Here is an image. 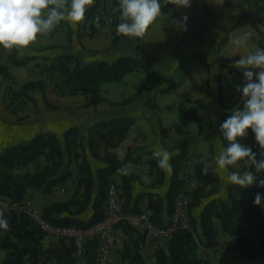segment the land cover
Returning <instances> with one entry per match:
<instances>
[{"label": "trees", "instance_id": "1", "mask_svg": "<svg viewBox=\"0 0 264 264\" xmlns=\"http://www.w3.org/2000/svg\"><path fill=\"white\" fill-rule=\"evenodd\" d=\"M100 0H96L89 7L85 19H92ZM162 11L168 16L179 20V13L172 4L164 5L161 0ZM114 8H118V0ZM264 12V4L255 2V16ZM252 25L262 37V31L255 20ZM228 35L220 40L225 42ZM115 39V38H114ZM261 39V38H260ZM115 42V40L113 41ZM260 49H264V43L260 40ZM194 56V55H193ZM36 56L25 58L11 57L10 62L15 65H26ZM44 60L36 64L42 72H46L53 90L59 94H79L97 91L101 84L122 80L125 75L135 71H143L145 77L138 91L119 103H129L141 94L148 85L152 70L142 59L133 54H122L114 60L96 59L84 63L74 53L64 52L54 57H42ZM222 59H227L225 56ZM240 58H236L239 60ZM226 67L221 65V69ZM230 73H241L237 67H226ZM8 69L0 65V76L7 75ZM49 83L43 79H30L22 83L21 88L13 91L11 99L18 97L31 98L34 93L45 94ZM222 81L219 80L218 96L222 106L228 108L223 101L221 90ZM177 86L173 78L168 80L167 86L161 87L160 92H170ZM98 100V99H97ZM237 109H243L244 99L242 92H238L233 102ZM233 111L225 110L221 115L219 134L227 146L220 131L221 124ZM181 120L194 119L199 130H203V124L196 110L180 111ZM136 119L130 116H115L108 119H97L89 126L88 135H82L80 127L74 125L68 127L63 133V139L51 130L41 129L26 139L9 143L0 151V195H3L21 206L31 188H37L43 193H49L51 189L63 184L76 175V190L74 195L64 201H57L44 205L42 216L53 223L73 224L77 226H89L105 215V202L108 186L114 180L113 175L123 163L138 160L132 157L133 147H129L123 160L113 151L124 140L126 134ZM162 137L167 136L168 127L160 123ZM245 146L251 147L257 160H264V149H260L255 141V135L248 130L245 138L239 141ZM179 152L172 156L171 183L168 187L166 198L154 192H147V210L150 218L158 225L170 223L174 213L175 198L183 186L181 177V165L188 155L189 143L181 138L177 141ZM104 148L102 158L107 162L105 167L97 170L99 189L93 197L94 174L88 159V153L98 157V150ZM39 165L33 170L29 165ZM208 165V172L204 174V164ZM152 168H156L158 177L156 185L164 182L165 171L158 167L155 159L150 160ZM242 170L255 172L254 166L240 162ZM196 173L200 185L192 193L189 204L190 227L180 228L174 231L172 237L164 247L155 249V264H213L208 259L198 254L200 247L214 249L221 246L217 264H264V188L259 187V182L248 188H241L230 183L226 186L225 195L216 192L219 186V175L209 164V158L199 159L196 162ZM260 179H264V172L255 173ZM132 175H125L121 184V199L123 208L128 212L140 211L137 196L131 204V180ZM262 197L261 205L254 204L255 195ZM123 196V197H122ZM92 206V213L87 219L78 217V214ZM202 205L199 216L194 215V209ZM4 216L9 222L7 230L0 229V250L4 251L1 264H77V256L72 242L66 239H58L45 244L47 234L33 219L28 209L24 207L3 210ZM117 229L123 232V248L121 250L125 264H147L142 248L146 234L130 223L123 221L117 225ZM220 231L228 235L221 242L218 238ZM96 240L87 243L82 264H95Z\"/></svg>", "mask_w": 264, "mask_h": 264}, {"label": "crops", "instance_id": "2", "mask_svg": "<svg viewBox=\"0 0 264 264\" xmlns=\"http://www.w3.org/2000/svg\"><path fill=\"white\" fill-rule=\"evenodd\" d=\"M95 1L96 0H94V2ZM204 1L207 7L213 10L221 8L227 2V0ZM177 10L179 13V20H181L182 17L185 16V8H177ZM263 13L264 12H262L260 17L264 22ZM168 17L170 19L166 25V29L168 30V32H171V38L165 43V46L160 47L158 50H152L151 48L147 47L145 42L146 34L150 31V29L153 28V25L149 27L147 33L143 38H139V48L141 49L143 55H145L149 60L152 58H157L158 61L153 62L152 64L151 62H147L144 60V62L148 64L153 70V76L151 78V81L146 86L145 90L141 94H139L133 101L129 103H119L126 100L135 92L115 94V87H111L112 85L108 84L120 83L119 85H123V87H125L126 75L120 81L105 82L101 84L97 91L79 94H59L55 97L56 104L61 107L62 112L60 113L61 115L58 114L60 125H58L54 129L52 128L51 130L56 132L62 140H64V131L70 126L76 125L80 127L81 134L87 136L89 132V126L97 119H108L115 116H130L136 119L135 123L131 126L130 130L126 134L124 140L119 144L118 147L114 148L113 151L118 154L120 160H123L128 153L129 147H133L134 150H132L131 156L139 157V159L123 163L119 170L113 175V181L117 184L119 191L122 194L123 191L120 186L123 182V177L125 175L133 176L131 180V204H133L137 196H141V198H139L138 200L140 211H148V200L145 196L147 192L158 193L165 199L168 187L171 183L172 171L171 173L165 171L163 184L156 185L158 173L156 168H152L150 164V160L154 159L152 157V152L157 148L165 149L171 154V157L179 152L177 142L176 145L172 143V145L168 147V145L172 142V140L170 141V139L169 141H167V139L165 138L164 140L166 141V143H164L161 139L159 143L154 142L155 136L157 138L161 136L160 123L165 127L171 128L169 130V133L173 137V139H175L176 137H180L179 139L184 138L188 141L189 151L187 156L196 152L197 155L198 153L201 154L203 158L207 156V158L211 157V141L206 139L200 133L199 126L194 119L181 120L179 118V112L181 110H196L203 126L205 127H208L211 121H215L217 124L216 139H222L219 134V125L221 122V115L223 113V110L219 109L217 102L216 104H213L214 98L210 97V84L213 76L212 67L210 66V64H208V61L204 62L202 58H198L196 60L193 59L192 61L180 64L178 59L182 55V52H180L177 57H174L172 55L169 57L167 56L171 54L172 50L175 47L183 43V37H185V30L173 23V20L178 19L172 18L171 16ZM249 32L252 33L251 29H249ZM116 34V26H114L113 28H111L110 26L105 27V25L103 26L92 23V21L89 19H84V21L76 25H73L67 21H62L54 31L38 37L37 41L33 43L28 49L5 50L0 47V65H4L8 69V74L1 75V77L16 76L15 78H19L23 82L30 79H40L41 77L34 78L28 76L27 72L31 71L33 67L32 65H30V62L35 60L36 58H41L42 60H44L42 58L44 56L54 57L64 52L77 54L84 63H88L96 59L114 60L122 54H133L125 52V50L122 49L123 46L120 43H117L116 41L113 42L115 40L114 36ZM96 51H104L108 54L106 53L103 56L94 57L93 55ZM12 56H15L17 58L36 56V58L30 60L28 64L20 66L12 64L10 62ZM39 61L40 60L36 61V63ZM217 65L218 73L216 75V83L219 84V69L221 68V66L219 64ZM175 68H180V72L184 74L183 79L179 78V80H176L175 78H173V69ZM39 72H42L40 68ZM158 78L159 82L157 83L156 80ZM170 78H173L175 80L177 86L170 92L162 93L160 92V90L157 91V89H159L158 84L165 85L166 81H168ZM143 80L144 78L142 79V81ZM142 81H140L141 85L143 83ZM197 83L198 85H196ZM101 93L102 95H99ZM153 95L155 96L152 97ZM165 95H177L176 105L178 107V113L176 115V118L170 125L166 124L164 116L160 113L159 110L160 99ZM4 100V90L0 89V117L3 119L1 121L6 125V121L4 120H13L14 115H12V113H10L11 115L9 114V110L5 107ZM101 111L102 113H100ZM155 115L158 119V128L155 130V134H153V131L151 129L152 127L149 125L150 120H148V116ZM80 116L81 118L88 119L87 122H81L79 118ZM11 141L12 140L9 139L4 144V146ZM4 146H2V148ZM104 151V148L101 147L98 150V157H95L91 153H88V159L92 166L95 180L93 186V197L97 195L99 189V178L97 170L98 168L105 167L107 165V162L102 158V156L104 155ZM145 157H147V159H145ZM199 159L202 158L197 157V160ZM31 164L29 165V167L31 166ZM40 166L41 165H39V167ZM75 181L76 175H74L67 182L53 187L51 191L46 194L41 192L37 188H31L29 189L25 200L30 199L29 204H32L38 209H42L44 205L51 204L53 202L67 200L71 198L75 193ZM91 213L92 206L90 205L86 210L78 214V217L87 219L91 215ZM123 235V232L120 229H117V242L112 256L111 264H125V260L123 259L121 253V250L123 248ZM57 240L58 239H56L54 236L47 235L45 237V244L49 245L51 242ZM155 248L156 244L148 235H146V239L142 248V252L144 253L145 257L147 258V253H154ZM152 258L153 256L150 257V259ZM83 261L84 259L82 258L79 264H82Z\"/></svg>", "mask_w": 264, "mask_h": 264}, {"label": "rangeland", "instance_id": "3", "mask_svg": "<svg viewBox=\"0 0 264 264\" xmlns=\"http://www.w3.org/2000/svg\"><path fill=\"white\" fill-rule=\"evenodd\" d=\"M115 1L113 0V5H115ZM259 1V0H258ZM164 2V0H163ZM255 2L256 0H227V2L219 9L213 10L205 4L204 0H191V6L185 8V15L188 17L186 21L187 28L185 30V37H183V43L175 47L171 54L167 55L177 57L180 52L182 55L178 59L180 64H184L186 62L192 61L193 59H203L204 62L208 61L210 66L212 67V81L210 84V97H213V104L218 103L220 110H231L237 109V105H234L233 102L237 97L238 91L236 90L239 86L240 88L243 87L245 83V77L243 75V69L241 73H230L227 71L228 66L235 67L234 62L236 58H241L240 56L247 55L256 49H260L259 43L260 40L264 43V22L261 20L260 14L259 19L255 16ZM259 2L264 3V0H260ZM116 15V22L110 25L111 28L116 26L120 22V13L117 9H115ZM264 14V13H263ZM169 17L167 19L158 18L156 22L153 24V28L146 34V45L147 47L151 48L152 50H158L160 47L165 46V43L169 41L171 38V32H168L166 29V25L169 22ZM252 20H255L256 23L259 25L262 31L261 34L255 30L252 25ZM109 27V26H105ZM249 29H251L252 33L248 40L247 47H237L234 44V40L245 33H250ZM227 38L225 42L220 44V40L225 37ZM115 41L120 43L123 47L122 49L125 52L133 53L135 56L139 57L140 59L151 62H157V58L148 59L145 55H143L141 49L139 48V38H128L121 35H115ZM261 38V39H260ZM183 50V51H181ZM94 57L96 56H103L107 52L104 51H96L94 52ZM103 53V54H102ZM108 54V53H107ZM194 55V56H193ZM225 56L227 59H222L221 57ZM38 57V56H37ZM33 60V59H32ZM44 61L41 58H36L35 60L30 62L32 65L31 71H28V76L34 78H45V80L49 83V77L46 72H39V65H36V61ZM160 60V59H159ZM225 64L226 67L224 69H219L220 76L219 80L222 81L221 90L223 94V101L228 108L222 106L221 101L218 96V86L219 84L216 83L217 78L216 75L218 73V65ZM148 65V64H147ZM149 66V65H148ZM150 67V66H149ZM151 68V67H150ZM152 70V69H151ZM173 78L176 80L183 79L184 74L180 72V68L173 69ZM233 74V75H232ZM231 75V76H229ZM153 76V70L151 73V78ZM228 76V77H227ZM16 76H0V89L4 90V97H5V107L9 110V114L12 113L13 120H4L6 121V125L1 121L3 120L0 117V151L2 150V146L11 139L12 142L18 141L20 139H26L32 136L37 130L42 128L51 130L52 128H56L59 124L58 114L62 112L61 107L56 104L55 97L59 95V93L53 91V87L49 84L45 94L40 92L34 93L31 98L28 97H18V103L16 105L13 104V100L11 99V94L13 91H17L21 88V83L23 82L21 79L15 78ZM145 77V73L143 71H135L128 73L126 75V86L119 85L120 83H108L111 84V87H115V94H123L125 92H136L141 87L140 81ZM163 77V76H162ZM226 77V78H225ZM150 78V81H151ZM225 78V79H224ZM149 81V82H150ZM225 81V83H224ZM143 82V81H142ZM159 82V78L156 80ZM168 81L166 84H158L160 90L161 86H167ZM195 84V82H194ZM198 85V83L196 84ZM121 88V91H120ZM192 88V87H189ZM99 95H102L99 94ZM153 95L152 97H154ZM177 95L173 96H163L159 102V110L160 113L164 116L167 125H170L173 120L176 118L178 113V107L176 105ZM153 100V99H152ZM215 107V106H214ZM102 113V111L100 112ZM11 115V114H10ZM148 120H150L149 125L152 127L153 134H155V130L158 128V119L157 116H148ZM81 122L86 123L88 119L79 117ZM203 130L200 133L209 141H211V157H209V164L215 170V172L219 175V186L217 190L218 195H225L226 193V186L228 184L227 175L232 171H239L243 173L240 162L235 166H229L228 171L225 172L216 165L215 160L218 156L219 152L222 148L226 147L223 140H217L216 133H217V124L215 121H211L208 127L203 126ZM171 128H168L167 136L161 138H157L155 136L154 142L159 143L160 139L163 140L164 143L166 141L172 140V142L168 145H176V142L180 138H175L170 135ZM52 131V130H51ZM8 134V135H7ZM9 138V139H8ZM163 138V139H162ZM169 143V142H168ZM9 142L6 144L8 145ZM5 145V146H6ZM4 146V147H5ZM190 157L194 159L196 162L197 157L203 156L201 154L194 152L191 155L187 156L186 159ZM196 157V158H195ZM186 159L182 162L181 165V176L185 170V162ZM38 164H31L30 168L34 169ZM261 180L257 177L256 182ZM200 185V184H199ZM195 191V190H194ZM192 196V195H191ZM192 198V197H191ZM30 199H27L29 201ZM27 207H33L32 204H27ZM202 205L196 207L194 209V215L199 216L201 211ZM38 209V208H36ZM42 212V209H38ZM128 212V211H127ZM51 236V235H48ZM56 238V237H55ZM218 238L221 242L228 238V235L225 234L223 231H220L218 234ZM58 239V238H56ZM166 243L159 244L156 246L155 249L160 247H164ZM221 251V246H218L214 249H204L200 247L198 249V254L202 258L208 259L211 263L217 264L218 257ZM4 255V251L0 250V264L2 261V257ZM147 264H155L154 253H147ZM150 259V257H152ZM77 264H79L81 257L77 258Z\"/></svg>", "mask_w": 264, "mask_h": 264}, {"label": "clouds", "instance_id": "4", "mask_svg": "<svg viewBox=\"0 0 264 264\" xmlns=\"http://www.w3.org/2000/svg\"><path fill=\"white\" fill-rule=\"evenodd\" d=\"M93 4L94 0H0V47L5 50L28 49L38 37L51 33L62 21L73 25L84 21ZM167 4L186 8L191 6V0H164V5ZM117 10L120 22L116 25V33L128 38H143L158 18H168V14L162 11L161 0H118ZM187 19L185 15L181 20H173V23L186 30ZM250 36L251 33L238 36L234 44L238 48L247 47ZM240 57L234 66L244 70L245 83L242 88L238 86L236 89L242 92L243 109H234L221 124L220 131L228 143L219 152L215 163L225 172L229 166L239 162L254 166L255 172L232 171L227 175L228 183L248 188L256 183L255 173L264 172V160H257L251 147L239 141L251 129L260 149H264V49L258 48ZM152 157L160 169L171 173L172 157L167 150L157 148L152 152ZM203 172H208L207 163L204 164ZM258 186L264 188V179L259 180ZM261 202L262 197L257 193L254 204L259 206ZM8 228L9 222L0 208V229Z\"/></svg>", "mask_w": 264, "mask_h": 264}, {"label": "built area", "instance_id": "5", "mask_svg": "<svg viewBox=\"0 0 264 264\" xmlns=\"http://www.w3.org/2000/svg\"><path fill=\"white\" fill-rule=\"evenodd\" d=\"M92 19L96 24L103 26H110L115 23L116 15L113 0H100ZM17 103L18 100L13 98V104L16 105ZM181 177L183 186L175 198L172 220L169 224L163 226L151 220L149 211L141 210L132 213L125 211L121 192L114 181L108 186L104 217L85 227L50 222L42 216V213L38 209L27 207V204H29L27 200H24L21 206L18 202L0 195V208L3 210L16 207L28 209L33 219L47 235L72 242L75 248L74 254L77 257L84 255L87 243L90 240H96L95 264H111L117 242V225L120 222L126 221L140 229L152 239L156 246L166 243L172 237L175 230L190 227L188 208L191 195L200 184L194 159L190 157L186 159L185 170Z\"/></svg>", "mask_w": 264, "mask_h": 264}]
</instances>
